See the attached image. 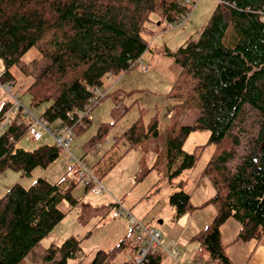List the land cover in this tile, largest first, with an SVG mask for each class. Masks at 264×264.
Instances as JSON below:
<instances>
[{
    "label": "trees",
    "instance_id": "1",
    "mask_svg": "<svg viewBox=\"0 0 264 264\" xmlns=\"http://www.w3.org/2000/svg\"><path fill=\"white\" fill-rule=\"evenodd\" d=\"M157 8V0H0L2 82H14L10 69L37 47L46 63L26 90L32 105L48 103L41 117L48 123L68 125L74 137L81 136L92 120H80L78 114L87 110L93 90L110 77L138 67L149 50L146 36L156 32L148 23ZM185 12L180 0H161V23L172 24ZM171 55L181 71L170 96L185 104L195 94L200 100L197 119L174 128L167 138L170 158L180 160L179 169L170 175L171 184L177 188L170 196L174 220L212 206L216 212L212 221L190 238L198 245L190 262L232 264L222 241V227L230 219L240 222L234 242L258 244L264 236V0H219L199 38ZM108 96L118 101L119 90L98 96V103ZM9 107L7 104L1 109L0 120ZM248 109L259 116V122L245 130L250 140L240 153L242 136L237 123ZM116 110L113 114L120 118ZM116 122L101 125L83 149L89 153L102 144ZM198 131L210 132L208 142L187 152L186 140ZM26 135V120L0 135V172L22 170L30 175L36 167H47L58 158L62 148L56 143L33 151L17 147ZM158 135L156 119L147 125L138 119L114 137L113 146L128 141L126 154ZM208 144L216 149L202 176L215 193L195 206L185 190L188 179L175 183L174 179L198 164ZM124 155L111 162L103 175ZM69 174L70 170L55 183L39 178L30 188L16 184L0 198V260L4 264H28L30 255L36 261L35 248L66 216L59 204L77 202L72 191L79 183ZM80 254L81 242L69 237L47 249L45 264H68L76 259L82 264ZM113 255V250H99L89 264H116ZM165 256L163 251H150L147 264H161Z\"/></svg>",
    "mask_w": 264,
    "mask_h": 264
},
{
    "label": "rangeland",
    "instance_id": "2",
    "mask_svg": "<svg viewBox=\"0 0 264 264\" xmlns=\"http://www.w3.org/2000/svg\"><path fill=\"white\" fill-rule=\"evenodd\" d=\"M180 1L186 6V0ZM192 2L195 7L190 17L184 24L178 25L176 22L169 24L164 21L161 23V0H157V11L151 15V22L148 23V26L156 33L146 36L150 48L141 58L140 64L129 73L108 79L99 88L98 96L119 90V100L117 101L115 96H108L95 105L91 111L92 124L90 128L81 136H73L70 151L74 152L76 158L81 159L84 165L101 178L105 191L94 195L90 191L86 192L84 185H77L73 189L72 195L76 201H80V204L76 207H72L68 201L59 204V209L65 212L66 216L35 248L36 261L31 255L28 256V264H45L44 256L47 254V249L51 245H61L69 237H75L81 242L80 260L82 264H89L99 250H113V262L116 264L133 261L137 252L136 248L145 245L138 240V236L145 235V233L138 229H131L126 217H113V212L119 210L115 206L116 201H119L123 208L129 210L143 225L149 228L158 227L163 238L181 233L175 231L180 230V227L174 220V209L170 205V196L177 190L171 184L170 175L179 169L180 160L170 158L167 138L174 128L178 130L179 125H190L197 119L200 115L197 106L200 100L199 96L195 94L189 98L190 102L185 104L184 101L170 96L181 71L171 53L199 38L218 5V0H192ZM45 63L46 60L38 48L33 47L10 69L14 77L13 92L19 94V100L24 109L29 111L33 117H41L49 106L48 103L39 107L33 106L31 97L26 92L40 67ZM141 66L146 69L142 70ZM0 70H2L1 64ZM12 102L11 96L0 85V111L5 105ZM114 109H117L116 114L119 112L117 115L121 116L120 118L113 114ZM116 119L117 122L110 127L111 131L107 139L87 153L83 149V144L96 134L101 125L112 123ZM138 119H141V122L146 125L156 119L159 135L145 140L125 154L130 144L123 140L113 146L114 137L122 134ZM258 122L259 116L248 109L237 123V132L242 136L240 153L246 150L250 140V136L245 133V130L251 127L255 128ZM48 125L53 129L62 126L60 122ZM209 137V131L194 132L186 140L184 149L187 152H192L197 146L206 144ZM54 143L53 137L48 133H45L39 141L26 135L18 142L17 147L33 151L40 146ZM215 149L214 144L206 145L201 151L198 164L193 169L184 171L179 177H174V183L180 179H188L185 190L195 195L192 202L195 205L203 203L213 196L207 191L205 184L208 182L211 185V183L202 176V171ZM121 155L124 156L122 159L120 158L114 168L103 175L105 168ZM73 164L70 153L61 149L58 158L53 163L47 167H36L30 175L22 170L0 172V198L16 184L30 188L39 178L55 183L71 169ZM147 193L150 195L146 196ZM84 205L87 207L83 210ZM160 222L163 223L160 224ZM239 229L240 222L234 218L230 219L222 227V240L227 245V255H231L230 251H227L229 246L234 248L231 249L232 251L237 248L235 256L229 257L233 263L246 264L248 253L244 249L246 246L244 244L247 241L232 242ZM182 230L181 238L187 242L180 246L179 250L183 254L191 256L197 250L198 245L190 242V235L197 230L189 229L187 231L186 228ZM173 231L175 232L173 233ZM186 232L187 234L184 236ZM248 242L249 247L247 248H250L254 241ZM165 243L171 250L170 242L169 244ZM78 263L79 259L68 262V264ZM161 264L176 263L166 255Z\"/></svg>",
    "mask_w": 264,
    "mask_h": 264
},
{
    "label": "built area",
    "instance_id": "3",
    "mask_svg": "<svg viewBox=\"0 0 264 264\" xmlns=\"http://www.w3.org/2000/svg\"><path fill=\"white\" fill-rule=\"evenodd\" d=\"M219 1V0H218ZM195 4L192 0H186V12L176 21L179 25L184 24L190 17ZM180 24V25H182ZM142 70L146 68L141 66ZM4 77V72L0 70V85L4 90L11 96L13 102L10 107L5 112L4 117L0 120V135L6 132L9 126L20 125L22 120H27V135L33 140L39 141L43 138L45 133H48L53 137L55 143L62 149L68 151L71 155V161L74 162L70 178L79 184L86 186L90 192L94 195H99L105 191L101 179L87 166H85L82 161L75 157L74 152L70 151V145L73 138V130L68 125H62L57 129H53L44 117H33L29 111L25 110L23 105L19 100V94L12 91L13 84L7 82L2 83ZM98 92L99 89L93 90V97L89 101V105L84 113L78 114V119L88 118L92 119L91 111L92 108L98 103ZM116 206L119 210L113 212V217L118 218L124 216L129 222V227L131 229H138L145 233L138 236V240L145 243V245L139 246L137 250V255L134 260L129 264H147L149 261L150 251H163L171 259L174 260L176 264H191L189 261V256L182 253L179 250L180 246L183 245L182 240L175 239L171 240L170 244L172 249L170 250L162 241V234L158 228L147 227L142 224L132 213L123 208L119 201H116Z\"/></svg>",
    "mask_w": 264,
    "mask_h": 264
},
{
    "label": "crops",
    "instance_id": "4",
    "mask_svg": "<svg viewBox=\"0 0 264 264\" xmlns=\"http://www.w3.org/2000/svg\"><path fill=\"white\" fill-rule=\"evenodd\" d=\"M113 78V77H112ZM11 83H13V82H11ZM149 139H151V138H148L147 140H149ZM152 168H154V167H152ZM187 179V178H186ZM204 181V183H205V180H203ZM210 184H208V182H207V184H205V186H206V188H207V191L208 192H210V194H213L214 195V193H215V191H214V188H213V186L212 185H210ZM85 191L86 192H88L87 191V189L85 188ZM188 192V191H187ZM189 193V192H188ZM147 194H149L150 195V193H147ZM190 194V193H189ZM149 195H146V196H149ZM190 196H191V201L193 202V199L195 198V195L194 194H190ZM140 201V200H139ZM123 202V201H122ZM206 202V201H205ZM204 203V202H203ZM203 203H200V204H194L195 206H199V205H201V204H203ZM78 204H80V201H78L77 200V202L74 204V205H71L72 207H76ZM87 206L86 205H84V208H83V210L86 208ZM198 212H193V213H187L186 215H184L183 217H181L177 222H176V224H177V226H179L180 227V230H175V231H179V232H181L179 235H176V236H174V235H171V236H169V237H165V238H163V242L165 243V242H167L168 244H169V242H171V240H175V239H180V240H182V242H183V244H185L187 241H185V240H183L182 238H181V234L183 233V230L182 229H184V228H186L187 229V231L189 230V229H192V230H197V231H193V233H191L192 235H190V236H193L195 233H197L199 230H201V229H203L204 227H206L211 221H212V219L214 218V216H215V214H216V212H215V209L212 207V206H207V207H205V208H203V209H199V210H197ZM197 213V214H196ZM163 222H160V224H162ZM152 227H156V226H152ZM156 228H158V227H156ZM159 229V228H158ZM160 230V229H159ZM175 231H173V233L175 232ZM222 233H223V230H222ZM185 234H187V232L186 233H184V236H185ZM234 240H235V238H234ZM234 240L232 241V242H234ZM223 241V240H222ZM229 243H231V242H229ZM228 243V244H229ZM249 242L247 241L246 242V244H244V245H246L245 246V251H246V253H248V256H247V258H246V264H264V236H263V239H262V241H260V243H258V244H256L255 242L251 245V247L250 248H247V247H249L248 244ZM166 244V243H165ZM138 248V247H137ZM136 248V249H137ZM233 247L231 246H229V248L227 249V251L229 250L230 251V254L232 255V257H234L235 256V254H236V252H237V248H235V250L234 251H232L231 249H232ZM234 249V248H233ZM136 254H137V252H136ZM228 254V253H227ZM231 255L229 256V257H231ZM136 256V255H135ZM135 256H134V258H135ZM231 259V258H230ZM231 261H232V264H234L233 263V260L231 259ZM131 262V261H130Z\"/></svg>",
    "mask_w": 264,
    "mask_h": 264
},
{
    "label": "water",
    "instance_id": "5",
    "mask_svg": "<svg viewBox=\"0 0 264 264\" xmlns=\"http://www.w3.org/2000/svg\"><path fill=\"white\" fill-rule=\"evenodd\" d=\"M0 264H4V263L0 260Z\"/></svg>",
    "mask_w": 264,
    "mask_h": 264
}]
</instances>
